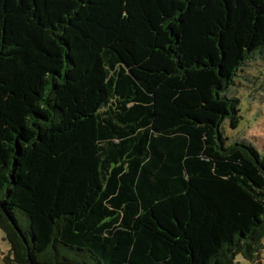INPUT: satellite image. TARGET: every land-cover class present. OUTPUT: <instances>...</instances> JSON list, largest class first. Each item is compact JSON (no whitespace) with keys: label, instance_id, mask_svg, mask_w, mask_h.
Returning a JSON list of instances; mask_svg holds the SVG:
<instances>
[{"label":"trees","instance_id":"trees-1","mask_svg":"<svg viewBox=\"0 0 264 264\" xmlns=\"http://www.w3.org/2000/svg\"><path fill=\"white\" fill-rule=\"evenodd\" d=\"M262 53L264 0H0L2 263L259 264Z\"/></svg>","mask_w":264,"mask_h":264},{"label":"rangeland","instance_id":"rangeland-1","mask_svg":"<svg viewBox=\"0 0 264 264\" xmlns=\"http://www.w3.org/2000/svg\"><path fill=\"white\" fill-rule=\"evenodd\" d=\"M233 94L239 100L241 118L236 129L226 120L221 126V133L226 144L243 142L252 146L264 156V53L248 60L238 72L234 81ZM9 247L0 232V264ZM234 264H249L241 256H236ZM259 264H264V241Z\"/></svg>","mask_w":264,"mask_h":264}]
</instances>
